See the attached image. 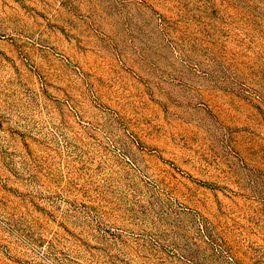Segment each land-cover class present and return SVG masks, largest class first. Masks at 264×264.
<instances>
[{"label":"rangeland","instance_id":"374dc122","mask_svg":"<svg viewBox=\"0 0 264 264\" xmlns=\"http://www.w3.org/2000/svg\"><path fill=\"white\" fill-rule=\"evenodd\" d=\"M0 264H264V0H0Z\"/></svg>","mask_w":264,"mask_h":264}]
</instances>
